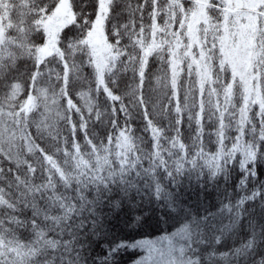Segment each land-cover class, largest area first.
Masks as SVG:
<instances>
[{
  "label": "snow or ice",
  "instance_id": "obj_1",
  "mask_svg": "<svg viewBox=\"0 0 264 264\" xmlns=\"http://www.w3.org/2000/svg\"><path fill=\"white\" fill-rule=\"evenodd\" d=\"M0 264H264V0H0Z\"/></svg>",
  "mask_w": 264,
  "mask_h": 264
},
{
  "label": "trees",
  "instance_id": "obj_2",
  "mask_svg": "<svg viewBox=\"0 0 264 264\" xmlns=\"http://www.w3.org/2000/svg\"><path fill=\"white\" fill-rule=\"evenodd\" d=\"M137 120H138V118H137ZM136 126H139V125L137 124ZM185 132H186V127H185ZM186 134H187V132H186ZM152 223H153L154 227H152V228H148V229H146V231L149 232V233H150L151 235H153V236L158 235L161 231H163V230L166 229V228H167L169 231H171V229L168 228L167 225L160 224L159 226H155L154 221H153Z\"/></svg>",
  "mask_w": 264,
  "mask_h": 264
}]
</instances>
